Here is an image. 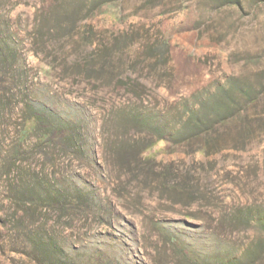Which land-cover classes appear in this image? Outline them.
Returning a JSON list of instances; mask_svg holds the SVG:
<instances>
[{"label":"rangeland","instance_id":"rangeland-1","mask_svg":"<svg viewBox=\"0 0 264 264\" xmlns=\"http://www.w3.org/2000/svg\"><path fill=\"white\" fill-rule=\"evenodd\" d=\"M0 264H264V0H0Z\"/></svg>","mask_w":264,"mask_h":264}]
</instances>
